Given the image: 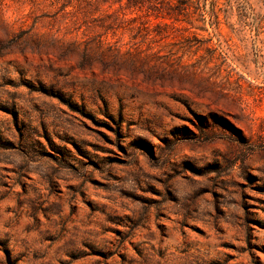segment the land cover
Returning <instances> with one entry per match:
<instances>
[{"label":"rangeland","instance_id":"rangeland-1","mask_svg":"<svg viewBox=\"0 0 264 264\" xmlns=\"http://www.w3.org/2000/svg\"><path fill=\"white\" fill-rule=\"evenodd\" d=\"M248 1L191 24L0 0V264H264V0Z\"/></svg>","mask_w":264,"mask_h":264},{"label":"trees","instance_id":"trees-1","mask_svg":"<svg viewBox=\"0 0 264 264\" xmlns=\"http://www.w3.org/2000/svg\"><path fill=\"white\" fill-rule=\"evenodd\" d=\"M93 2L96 0H88ZM126 9H136L143 6L154 7L161 11L158 15L164 19L173 21H187L192 24L194 21H208L218 23L220 19V4L227 3L234 6L239 14L243 17L244 12L250 8L248 0H112ZM233 3V4H232Z\"/></svg>","mask_w":264,"mask_h":264}]
</instances>
